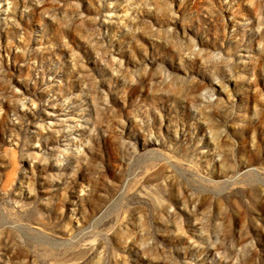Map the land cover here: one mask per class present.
<instances>
[{
    "label": "rangeland",
    "instance_id": "obj_1",
    "mask_svg": "<svg viewBox=\"0 0 264 264\" xmlns=\"http://www.w3.org/2000/svg\"><path fill=\"white\" fill-rule=\"evenodd\" d=\"M0 264H264V0H0Z\"/></svg>",
    "mask_w": 264,
    "mask_h": 264
}]
</instances>
